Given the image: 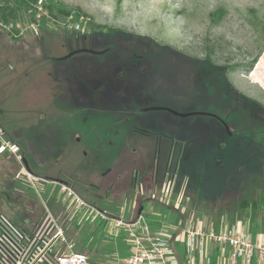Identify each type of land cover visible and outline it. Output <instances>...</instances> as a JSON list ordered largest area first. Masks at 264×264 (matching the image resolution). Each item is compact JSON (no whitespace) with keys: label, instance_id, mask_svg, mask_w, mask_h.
Masks as SVG:
<instances>
[{"label":"rangeland","instance_id":"obj_1","mask_svg":"<svg viewBox=\"0 0 264 264\" xmlns=\"http://www.w3.org/2000/svg\"><path fill=\"white\" fill-rule=\"evenodd\" d=\"M15 4L14 0H0V106L7 111L6 117H27L44 107L38 81L41 66L45 70L62 66L64 73V67H73L75 61L103 58L82 52L71 59L58 60L66 53L62 47L66 34L75 30L97 35L127 32L136 36L137 50H153L152 42L144 40L150 38L180 51L159 53L155 57L157 64H151L155 65L154 70L142 73L132 84L119 86L114 78L101 81L85 102H73L68 95L61 103L59 117H93L96 134L103 130L104 122L108 123L107 139L113 140L114 145L104 148V152H110L116 161L105 184L117 173L121 175L108 194L101 189L96 191L101 196L87 198L78 193L80 196L110 215L129 220L134 213L132 168H141L142 158L151 161L158 140L175 139L177 147L183 149V157H176L171 168L186 195L183 194L180 208L170 219L189 220L195 212L197 217L193 219H201L209 228L238 224L250 231L264 230V176H249L243 188L211 202L224 191L236 188L242 179V174L230 165L225 142L230 149L235 135L243 139L247 146V171L256 170L255 166L264 160V151L254 154L251 134L242 131L249 111L256 110L253 100L264 107V0H37L23 6ZM13 6L15 12L10 14ZM95 42L102 49L108 40L99 36ZM45 51L46 58L42 53ZM77 66L80 69L75 75L63 74L76 95L80 90L75 83L94 78L99 72L90 60ZM26 71L35 72L37 80L28 82L24 77ZM232 86L249 98L238 95ZM119 88L126 92V103L109 99ZM152 106L193 114L179 116L163 109H150ZM194 112L217 115L227 123L229 131L215 130L209 125L212 116ZM262 135L259 133L258 137ZM14 160L0 154V176L12 169ZM7 188L5 182H0V189ZM13 195L9 200L0 194V218L12 220L13 210L20 208L21 202L26 210L33 203L38 206L36 213L27 214L29 217L37 219L42 212L47 213L63 226L73 214L63 198L57 200L27 188ZM140 200L145 203L144 216L149 222L165 219V215H157L165 210L161 204L148 203L142 196ZM104 226L106 229L107 221L98 216L65 232L78 243L82 242V227L95 234ZM111 244L117 246L118 242L110 237L104 240V247ZM80 253L92 260L87 253ZM99 256L102 264H119L121 258L118 249Z\"/></svg>","mask_w":264,"mask_h":264},{"label":"flooded vegetation","instance_id":"obj_2","mask_svg":"<svg viewBox=\"0 0 264 264\" xmlns=\"http://www.w3.org/2000/svg\"><path fill=\"white\" fill-rule=\"evenodd\" d=\"M99 36H104L108 40L107 45L102 49L95 42ZM64 39L62 47L66 49V53L58 57V60L71 59L76 54L82 52L101 55L103 58L96 60L83 58L80 61H75L73 67H64L66 69L64 73L61 71L63 69L62 66L52 67L49 70H45L41 66L39 68L41 75L38 81L41 83L39 90L40 101L44 104V107L38 108L40 110L39 113H37V110L33 114L29 113L27 117H6L7 111L0 106V123L3 124L5 133L15 137L22 165L25 171L34 177L37 187L35 188L32 184L26 182L23 177L17 175L20 165L13 161L12 169H8L7 172H1L0 182H5L8 188L0 189V194L12 200L15 197L13 195L14 192L18 194L21 191L24 192L26 188L34 189L38 193L43 192L47 194V197H54L57 200L62 198L63 200H67V206H70L73 210L69 199L63 193L57 194L55 192L60 185L70 186L77 193L84 194L87 198H93L101 196L100 192L96 193L97 190L105 189L103 193L107 191L105 194H108L109 189L115 187L121 175L117 173L113 180L105 184L108 176L113 172L112 164L116 161L110 152L107 151V154L104 152V148H113L114 145L113 140L107 139L108 133L106 129L109 127L108 123L104 122L102 124L103 130L96 134L93 117H72L71 114L67 117H59L60 111L63 110L61 103L66 100V96L68 95L72 96L73 102H85L90 97L91 92L95 90L96 83L101 81L108 82L114 78L119 86L122 84H132V82L137 81L138 76L142 73L154 70L157 64V58L155 57L159 53H180V51L158 49L140 51L134 46L137 38H134L135 40L128 44L126 41L119 40L117 36L108 34L81 33L74 35L68 33ZM127 46H131L133 49H127ZM42 53L43 57L46 58L47 52ZM65 56L67 57L63 58ZM83 60H90L93 68L99 70V72L95 74L94 78L80 79L75 83L79 86L80 90V94L76 95L69 89V82H67V78L63 74L75 75L80 69L77 66L78 63ZM24 77L27 81L29 80L28 82L37 80L34 73L32 74L27 71L24 73ZM119 90V92H114L109 99L126 103V92L121 88ZM152 107L150 109H154ZM255 112V109L249 111L248 117L251 120L254 117H264L257 115ZM194 113L212 116L209 122L210 126L219 132L229 131L227 123L217 115L208 112ZM243 125L242 127H244ZM262 141H264V138ZM223 142L224 140L219 141L220 144ZM238 143L245 144L239 135H235L230 149H228L227 142L223 144L225 150L228 152L232 167L233 164L237 165L238 163L237 158L232 159L233 163L231 162L232 153L236 152L234 150ZM182 147H187L185 141ZM142 148L144 149V147ZM176 157H179L181 160L183 149L177 147L175 139L158 140L154 144L151 161L142 158V167L138 169L132 168L130 182L135 190V194L131 203L135 200L138 210L141 205H143L142 211L145 208V203L140 200L141 196L148 203L159 204L152 196L157 195L163 183L169 179L174 181L175 194H178L177 188L179 186V193L186 195L181 186L178 185V175L171 168ZM161 166L163 168L162 173H160ZM24 206L21 202L20 208L18 206L13 210L10 222L21 230L31 231L37 229L48 214L42 212L37 219L36 217L31 218L27 214L36 213L38 206L33 203L28 210ZM116 206L124 208L120 204ZM69 223L72 226L78 227L77 216L74 212L69 219ZM81 226L83 225H79V227Z\"/></svg>","mask_w":264,"mask_h":264},{"label":"built area","instance_id":"obj_3","mask_svg":"<svg viewBox=\"0 0 264 264\" xmlns=\"http://www.w3.org/2000/svg\"><path fill=\"white\" fill-rule=\"evenodd\" d=\"M0 154L14 157L20 165L17 175L32 184L35 179L25 171L16 142L7 138L0 126ZM174 181L167 180L159 193L152 197L166 210L165 215L149 222L144 211L138 213L134 200L129 220L106 213L88 203L73 188L60 185L55 192L63 193L70 201L78 225L96 220L107 221L106 233L114 239L122 236L128 254L119 264H264V230L253 233L238 224L228 228H209L201 219L171 220L178 211L183 194L174 193ZM156 215V213H155ZM197 217V216H196ZM201 218V217H200ZM70 223L63 226L54 217L46 219L35 230H21L8 218H0V264H91L90 258L75 250L76 243L66 235Z\"/></svg>","mask_w":264,"mask_h":264},{"label":"trees","instance_id":"obj_4","mask_svg":"<svg viewBox=\"0 0 264 264\" xmlns=\"http://www.w3.org/2000/svg\"><path fill=\"white\" fill-rule=\"evenodd\" d=\"M14 2L16 3L15 4L16 6H20V5L23 6L26 3L34 4L35 2H37V0H14ZM15 8L16 7H14V6L10 8V14H13L15 12ZM64 13L66 15H69L70 11H65ZM71 34H74V35L75 34H81V32L75 30V31L71 32ZM105 34H107V33H104V35ZM108 35L117 36L119 40L126 41L128 44L130 42H133L135 40L134 38H136L135 35H132L131 33H127V32H108ZM144 40L151 41L153 46H154V49L175 50L168 45H160L150 38H147ZM42 41L43 40L41 39L40 42H42ZM126 48L127 49H133V47H131V46H127ZM221 68L224 70L225 66L221 65ZM34 75H36L35 72H34ZM232 88L238 95L249 98V97L243 95L242 93H240L233 86H232ZM253 102L255 103V107H256L255 113L257 115L264 116V107L254 100H253ZM0 126L3 127V124L1 123ZM243 126L244 127H242V129H243L242 131L246 132L248 134H251V136H252V141H253L252 146H253L254 154H258L262 150L264 151V141H262V139L264 138V117H254V118H252V120L249 117ZM259 133L263 134L261 137L259 136L260 138L258 137ZM6 136L11 141L16 142V139L14 136L9 135L7 133H6ZM235 147L236 148L234 151H236V152L232 153L231 162L233 163L232 159H234V158L238 159L237 165L233 164V167L234 166L236 167L235 171L237 173L242 174V179L238 182L236 188L224 191L223 194H221L216 200L211 201V202H215L219 199H223L226 197V195H228L230 193H234V192L238 191V189L243 188L244 184L248 180L247 177H249V176H264V168H263L264 160L262 159V161L259 162V164H257L255 166L256 170L247 171V164H248V161L246 158L247 157V153H246L247 146H245V144H239L238 143V144H236ZM178 185H180V183H178ZM189 199H191V197ZM193 202H196V200ZM78 227H79V225H78ZM82 228H81V232H80V236H79V239L82 240V242L79 241L78 243H76L75 249L80 251V252L87 253L92 258V260H91L92 264H102L101 261L99 260L100 253H108V252L111 253V252H114V250L118 249L119 250V256L121 258L125 257L128 254V246L123 241L122 236L115 239V242H118L117 246H114L113 244H111V245H109V247H107V246L104 247V245H103L104 240H106L109 237L106 233L105 226L103 228L99 229V231L96 232L95 234L90 233V231L88 232L87 228H83V229ZM252 232L255 234L259 231L257 229H252ZM68 235L70 237V234H68ZM110 238H112V237H110ZM113 240H114V238H113Z\"/></svg>","mask_w":264,"mask_h":264},{"label":"water","instance_id":"obj_5","mask_svg":"<svg viewBox=\"0 0 264 264\" xmlns=\"http://www.w3.org/2000/svg\"><path fill=\"white\" fill-rule=\"evenodd\" d=\"M79 50H89V49H79ZM70 55V54H69ZM67 55V56H69ZM67 56L63 57V58H66ZM154 109H163V110H167V111H170L176 115H179V116H186V115H189V114H193V113H180V112H177L175 111L174 109L172 108H169V107H165V106H156V107H152ZM143 209V205L140 206L139 210H138V213L140 214L141 211Z\"/></svg>","mask_w":264,"mask_h":264}]
</instances>
